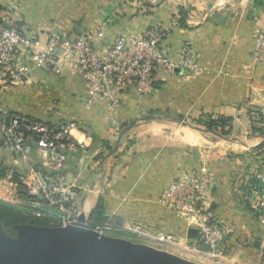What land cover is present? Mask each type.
Listing matches in <instances>:
<instances>
[{"label": "crops", "instance_id": "obj_1", "mask_svg": "<svg viewBox=\"0 0 264 264\" xmlns=\"http://www.w3.org/2000/svg\"><path fill=\"white\" fill-rule=\"evenodd\" d=\"M0 8L42 41L92 33L100 52L118 36L162 29V52L174 61L188 55L196 71L158 72L150 84L130 87L117 107H88L78 76L41 70L0 92V109L73 125L76 146L63 172L78 193V214L114 219L119 239L174 257L187 256L182 246L194 247L197 236L160 204V195L180 172L206 167L213 180L205 205L224 228L229 252L247 256L227 262L264 264V223L256 207L264 194L256 178L264 174V152L261 161L252 159L264 146V62L254 49L255 34L264 32V0H0ZM218 118L230 119L226 137L202 126ZM45 159L37 152L26 160L0 154V168L26 173ZM5 186L0 199L14 192Z\"/></svg>", "mask_w": 264, "mask_h": 264}, {"label": "built area", "instance_id": "obj_2", "mask_svg": "<svg viewBox=\"0 0 264 264\" xmlns=\"http://www.w3.org/2000/svg\"><path fill=\"white\" fill-rule=\"evenodd\" d=\"M165 35L160 29L148 31L142 37L118 36L100 52L94 46L92 33L79 37L50 36L42 41L28 26L14 22L11 14L0 8V92L28 83L37 71L71 72L85 86L86 106L105 102L117 107L130 87L150 84L158 72L173 75L196 71L188 55L181 54L174 61L162 52ZM254 49L256 60L264 62V32L255 34ZM72 128L73 125H52L0 109L1 155L9 153L23 160L34 152L46 155L45 160L29 166L26 173L8 171L0 180V187L24 189L29 198L25 205L32 210L33 217L41 218L44 213L52 219L47 228L65 227L79 215L75 208L78 193L66 184L63 172L67 152L76 146L70 138ZM256 178L264 183L263 173ZM212 180L206 167L180 172L171 178L159 202L196 231L194 246L222 250L225 230L204 202ZM256 207L264 223L263 193L258 196ZM90 229L103 236L114 233L108 225ZM157 237L161 242H174L169 235Z\"/></svg>", "mask_w": 264, "mask_h": 264}, {"label": "water", "instance_id": "obj_3", "mask_svg": "<svg viewBox=\"0 0 264 264\" xmlns=\"http://www.w3.org/2000/svg\"><path fill=\"white\" fill-rule=\"evenodd\" d=\"M79 214L62 228L24 225L17 228L26 239L7 242L0 232V264H190L144 245L98 235ZM194 237L196 231H189Z\"/></svg>", "mask_w": 264, "mask_h": 264}, {"label": "rangeland", "instance_id": "obj_4", "mask_svg": "<svg viewBox=\"0 0 264 264\" xmlns=\"http://www.w3.org/2000/svg\"><path fill=\"white\" fill-rule=\"evenodd\" d=\"M38 117L43 121H45L46 119L42 115H39ZM194 126L201 127L199 123ZM10 156H12V158H17V157H13V155H10ZM3 170H5V168H0V171H3ZM6 187L8 186H5V188ZM11 189H14V192L13 193L11 192V195L9 193L8 195L10 196L7 195L8 197H4V199H0V213H1L0 217L2 219L18 221L23 216L21 213V209L22 207L25 206V200H24L25 193H24V189L22 188H11ZM17 218H20V219H17ZM20 226L21 225L14 227V229H16L17 235L13 239L4 234L1 223H0V232L3 238L7 242L19 243L26 239L24 236L20 235L19 232L17 231V228ZM110 236H116L115 238H119L114 233H112ZM130 240L132 242H138L136 239H130ZM222 248H223L222 250H211L206 247L190 246L186 248L185 246H182V251L186 253L187 256L186 255L177 256V258H179L180 260H183L184 262L190 263V264H229L227 262V259L230 256L239 257L238 259L240 260H244L245 258H247V256L243 255L241 252H238V253L229 252L228 248L225 245Z\"/></svg>", "mask_w": 264, "mask_h": 264}, {"label": "trees", "instance_id": "obj_5", "mask_svg": "<svg viewBox=\"0 0 264 264\" xmlns=\"http://www.w3.org/2000/svg\"><path fill=\"white\" fill-rule=\"evenodd\" d=\"M180 24V23H179ZM157 31H160V29H156ZM152 31V30H151ZM179 119H181L179 117ZM206 131L212 132L215 135L219 137H226L228 135L229 129H230V119L228 118H218L217 120H207L203 125H202ZM264 152V146L261 145L258 148L254 150L253 153L255 155L252 156V159L255 162L261 161V153ZM259 152H261L259 154ZM263 158V157H262ZM7 170L0 171V178L4 177L6 174ZM24 200L25 202L29 200V198L24 195ZM22 217L17 218L20 219L18 221L16 220H8V219H2L0 217V223L2 225V230L4 234L10 238H14L17 234L16 229H14L15 226H24V225H30V226H37V227H49L50 222H52V219L49 218L47 214H41V218H35L32 215V210L25 205L21 209ZM1 214V213H0ZM108 225L110 226L113 230L117 229L118 223L114 219H107V218H102L99 213H96L93 218H90L89 221V227L90 228H95L99 226H104Z\"/></svg>", "mask_w": 264, "mask_h": 264}]
</instances>
